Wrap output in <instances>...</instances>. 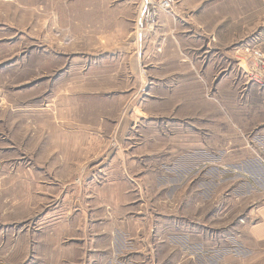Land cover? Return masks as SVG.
I'll list each match as a JSON object with an SVG mask.
<instances>
[{
	"label": "rangeland",
	"instance_id": "1",
	"mask_svg": "<svg viewBox=\"0 0 264 264\" xmlns=\"http://www.w3.org/2000/svg\"><path fill=\"white\" fill-rule=\"evenodd\" d=\"M147 1L0 0V264H96L109 216L131 209L108 206L107 219L97 203L106 172L123 163L141 176L134 208L162 219L163 245L178 242L181 264H201L198 243L216 257L243 232L239 218L257 200L247 183L264 156V85L246 76L254 51L264 58V0ZM191 23L224 41L209 79L189 72L170 39L174 24L185 34ZM180 100L186 114L173 110ZM190 167L188 183L155 188Z\"/></svg>",
	"mask_w": 264,
	"mask_h": 264
},
{
	"label": "crops",
	"instance_id": "2",
	"mask_svg": "<svg viewBox=\"0 0 264 264\" xmlns=\"http://www.w3.org/2000/svg\"><path fill=\"white\" fill-rule=\"evenodd\" d=\"M143 1L145 2H142V8L144 6L147 7V0ZM191 25V28H189L188 31L186 30L185 34H181L182 32L178 31L176 25L174 24L175 32L171 35V42L175 44V47L177 49L176 52L179 51L181 56H185L184 59L179 60L188 63L190 67V73H194V71H196V73L201 72L202 75L205 76V78L209 79V77L212 76L209 71L211 70V72H213V68L215 67V65H212L213 59H211V56H218L219 53L217 50L220 49H216L214 45H218V41L220 43H224V41H217L216 36L210 37V31H205L204 29H202L201 31H192L194 24L191 23ZM182 35L184 37H182ZM134 36L135 38H142L144 37V34L141 32L137 33L136 31V33H134ZM181 48L184 52L180 51ZM171 57L174 56L171 55ZM236 66L237 65L235 64V66L231 68V73L229 74L234 73L235 75H237L239 73L240 70ZM200 67L201 69L199 70ZM226 69L227 68L224 67L220 71H226ZM193 77L195 78V76ZM203 82L204 81H201V83ZM192 85L198 87L199 82L195 80L193 81ZM179 102L180 103L177 102V105L175 106L176 108L173 110L180 109L179 113L186 114L182 113L183 108L185 106H189V104L186 103L187 101L185 100H180ZM192 107L195 108L194 106ZM260 107L264 111V105L261 104ZM232 108L233 106L231 107V109ZM256 109L258 108L256 107ZM199 110L200 108L197 107L195 109V113ZM203 112V114L209 115V112L205 109ZM260 120H263V118H256L253 123H256ZM173 121L174 122L171 123L178 126H185L190 123V120L188 119L184 120V123L174 119ZM89 123L93 126H97V120L96 122ZM90 124L82 122L79 126L83 127L85 125V127L87 128L91 126ZM201 124L204 125L203 123ZM260 124L263 125L264 121ZM232 125H236L235 127H237V122L233 120L231 124H229V126ZM100 126H107L106 120H100L97 127ZM257 130L259 131L258 133L260 135L263 134L264 136V127L263 129L261 127V129L259 128ZM188 135V130H185V142L188 141ZM263 136H261V141H264ZM182 139V137H176V140H178L179 142L183 141ZM190 152L191 151L186 148L185 156L189 155ZM260 160L262 171L259 173L256 172L255 174L251 173V180L247 183L249 185V192L251 191L252 195H255L257 200L251 201L250 210L247 217L239 218L241 222H244V225H242L244 228L243 232H241V234H237L240 237H237L236 234L232 236L233 245H231V247L225 246V243L219 244L217 249L215 250V253L217 254L216 257H213L211 255V247L209 246L208 242H206V244H203L204 241L202 244L198 243L199 246L197 247H200L198 251H201L200 253L202 255V259L200 258L201 264H209L211 256L215 259L214 264H264V156L263 160ZM131 163L132 162L129 161L127 164ZM123 164L121 166V169L123 170L122 173L126 175V172H124L125 167L123 166ZM170 172V175H168L170 176V180L168 181L169 183L165 181L163 183H167L165 186L158 183V181L160 180L158 177V179H156L154 182L156 183L155 188L163 189L164 187V189H166L168 187H171L172 182L174 183L178 179H181L182 181L188 183V181L192 179L191 176L193 175V169H191V167L190 170L188 168V170L186 169L184 170V172L179 169L174 171V169L171 168ZM188 172L190 173V175ZM122 173L120 171V168H117V166H115L113 171L111 172V178L108 177L109 172H106L107 181L100 187V189L103 190L104 193L102 192V194L100 195L101 197L97 199V203L101 207H106V209L104 210L106 218L108 217V206H114L113 214H119L118 212H116L118 208L116 209L115 207H119V205L121 204H127L129 205L128 207H131V209H129L128 212L123 216L116 215L117 217H121L120 219H114L113 216H109V219L107 218L109 221L106 222L105 229L104 231H102L104 235H101V233L99 236L101 238H104V243H102L103 239H99V242L97 241L98 245H96L97 248L94 249L96 251L94 257L95 260H97L96 264H181L183 260H179L177 256L179 255L178 242L174 241L172 243L168 241V243H166V241H164L165 245H163V239L161 236L162 231L157 226V221H162V219L153 215L151 217V215L137 213L139 212V208H134L135 206H137L134 204L142 203V199H140V197H134L131 194V191H133L135 188L134 183H136V181V184L139 187L138 182L140 181L141 176L138 174L137 178L133 174H127L126 177H124ZM161 174L163 175L164 173L161 172L160 175ZM111 190H114L113 194L111 193ZM124 194H126V197L123 196ZM175 217L177 218V215ZM145 221H147L148 224H142V222ZM172 233L175 234L176 231L173 230L169 234L171 235ZM189 251L190 254L199 253L196 250H191V246ZM243 254L248 256H245L243 258ZM204 258H206V261H204Z\"/></svg>",
	"mask_w": 264,
	"mask_h": 264
},
{
	"label": "built area",
	"instance_id": "3",
	"mask_svg": "<svg viewBox=\"0 0 264 264\" xmlns=\"http://www.w3.org/2000/svg\"><path fill=\"white\" fill-rule=\"evenodd\" d=\"M149 4H150V1L147 5ZM160 4L162 7H167L169 6V0H162ZM151 14L152 13L150 12V9H148L145 13V17L149 19L151 17ZM253 56L256 60H258V63L256 61L253 62L252 69L251 68L246 69V76L249 81L258 83L260 85H264V58L262 54L258 52L257 50L254 51Z\"/></svg>",
	"mask_w": 264,
	"mask_h": 264
},
{
	"label": "bare ground",
	"instance_id": "4",
	"mask_svg": "<svg viewBox=\"0 0 264 264\" xmlns=\"http://www.w3.org/2000/svg\"><path fill=\"white\" fill-rule=\"evenodd\" d=\"M147 3H149V1H147Z\"/></svg>",
	"mask_w": 264,
	"mask_h": 264
}]
</instances>
